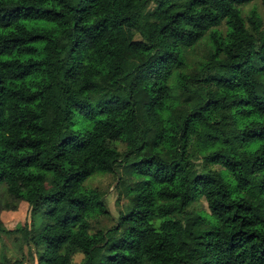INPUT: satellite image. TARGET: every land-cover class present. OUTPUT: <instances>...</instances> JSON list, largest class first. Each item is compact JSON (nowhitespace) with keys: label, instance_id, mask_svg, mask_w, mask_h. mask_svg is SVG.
<instances>
[{"label":"clouds","instance_id":"1","mask_svg":"<svg viewBox=\"0 0 264 264\" xmlns=\"http://www.w3.org/2000/svg\"><path fill=\"white\" fill-rule=\"evenodd\" d=\"M33 2L0 46V264H264V0Z\"/></svg>","mask_w":264,"mask_h":264},{"label":"trees","instance_id":"2","mask_svg":"<svg viewBox=\"0 0 264 264\" xmlns=\"http://www.w3.org/2000/svg\"><path fill=\"white\" fill-rule=\"evenodd\" d=\"M63 2V0H45V3L47 6L44 7L43 11L45 13L53 14L54 17H63L64 13L60 7V4ZM83 5V6H82ZM36 7V4L33 2V0H0V25H3V27H0V46L6 48L8 47V44H6V41H11L15 39L13 33L16 31V28L13 26V21L27 19V17L24 15V10H30L34 9ZM88 5L84 4V0H79V3L77 4L74 11L83 12L86 10ZM179 15V13H176ZM48 27V21H42L38 26H36L37 34L33 37L32 40V47L35 51H39L38 45L43 43L42 41V32L43 30H46ZM5 64H11L13 61H0ZM37 64H40L41 62L39 60L36 61ZM31 73H28L30 75ZM38 89H34V92L38 93ZM35 137L33 138L35 142Z\"/></svg>","mask_w":264,"mask_h":264},{"label":"rangeland","instance_id":"3","mask_svg":"<svg viewBox=\"0 0 264 264\" xmlns=\"http://www.w3.org/2000/svg\"><path fill=\"white\" fill-rule=\"evenodd\" d=\"M6 219H8L9 221H11L12 217L11 216H8V217H6Z\"/></svg>","mask_w":264,"mask_h":264}]
</instances>
